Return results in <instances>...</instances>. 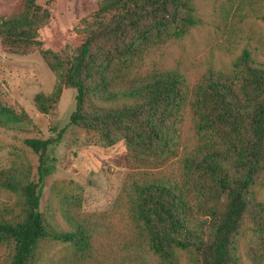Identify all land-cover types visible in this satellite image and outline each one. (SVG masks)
I'll return each mask as SVG.
<instances>
[{
  "label": "trees",
  "instance_id": "trees-1",
  "mask_svg": "<svg viewBox=\"0 0 264 264\" xmlns=\"http://www.w3.org/2000/svg\"><path fill=\"white\" fill-rule=\"evenodd\" d=\"M194 25L193 0H101L88 12L80 0H23L17 13L0 16V52L37 53L56 75L51 93L33 98L40 114L55 119L62 92L73 90L69 126L158 165L177 158V121L188 106L198 138L179 174L176 166L160 178L129 177L106 227L61 201L67 228L40 211L44 156L60 134L24 140L38 165L35 173L17 164L0 170V192L16 197L0 217L7 250L0 264H37L48 243L72 247L87 263L101 249V264H179L180 254L188 264H240L244 229L264 235V202L257 198L264 187V63L244 51L232 75L211 73L191 95L174 72L138 73L150 53ZM25 123L27 114L0 97V130Z\"/></svg>",
  "mask_w": 264,
  "mask_h": 264
},
{
  "label": "rangeland",
  "instance_id": "rangeland-1",
  "mask_svg": "<svg viewBox=\"0 0 264 264\" xmlns=\"http://www.w3.org/2000/svg\"><path fill=\"white\" fill-rule=\"evenodd\" d=\"M100 1L80 0L81 9L88 12ZM22 4L23 0H0V16L17 13ZM193 7L195 25L181 39L167 41L150 53L138 71L140 75L174 72L191 95L194 87L211 73L232 75L233 64L244 51L264 63V0H193ZM55 82V73L39 54L18 57L0 52L1 102L16 112L23 110L31 120L15 131L0 130V170L17 164L35 173L38 155L25 147L24 140L56 139L60 134L45 153L48 174L39 188L40 211L55 215L60 227H68L61 218V210L66 209L60 206L61 201L70 205L71 212L90 217L96 227L108 226L104 220L129 177L160 178L172 174L176 166L179 174L183 157L198 144L195 120L188 106L177 121V158L158 165L140 160L122 143L108 147L95 133L69 126V116L75 109L73 90L62 92L55 119L35 109L34 96L50 94ZM257 198L264 202V187L257 189ZM15 203L14 195L0 192V217ZM99 250L93 255L97 261L90 259L87 263L72 247L48 243L37 264H101L104 261ZM238 253L240 264H264V235L245 228ZM6 254V248L0 246V261ZM178 259L179 264H188L184 254Z\"/></svg>",
  "mask_w": 264,
  "mask_h": 264
}]
</instances>
